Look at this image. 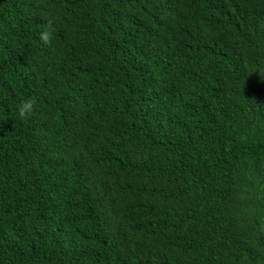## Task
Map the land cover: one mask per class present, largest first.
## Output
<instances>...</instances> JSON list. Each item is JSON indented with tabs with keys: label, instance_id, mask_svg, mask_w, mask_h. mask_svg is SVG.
Wrapping results in <instances>:
<instances>
[{
	"label": "trees",
	"instance_id": "1",
	"mask_svg": "<svg viewBox=\"0 0 264 264\" xmlns=\"http://www.w3.org/2000/svg\"><path fill=\"white\" fill-rule=\"evenodd\" d=\"M0 264H264V0H0Z\"/></svg>",
	"mask_w": 264,
	"mask_h": 264
},
{
	"label": "clouds",
	"instance_id": "2",
	"mask_svg": "<svg viewBox=\"0 0 264 264\" xmlns=\"http://www.w3.org/2000/svg\"><path fill=\"white\" fill-rule=\"evenodd\" d=\"M51 33L49 31H43L40 33V39L47 43L50 41ZM35 101L31 98L22 100L18 107V112L21 117H26L33 111Z\"/></svg>",
	"mask_w": 264,
	"mask_h": 264
}]
</instances>
